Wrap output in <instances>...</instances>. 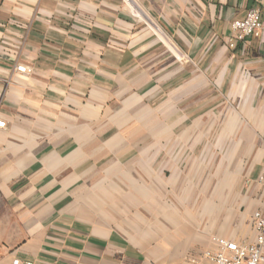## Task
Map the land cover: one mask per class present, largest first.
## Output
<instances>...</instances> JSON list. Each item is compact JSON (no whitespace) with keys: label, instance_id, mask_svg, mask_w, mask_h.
<instances>
[{"label":"crops","instance_id":"1","mask_svg":"<svg viewBox=\"0 0 264 264\" xmlns=\"http://www.w3.org/2000/svg\"><path fill=\"white\" fill-rule=\"evenodd\" d=\"M264 0H0V264H206L264 213ZM31 68L23 73L16 66Z\"/></svg>","mask_w":264,"mask_h":264},{"label":"built area","instance_id":"2","mask_svg":"<svg viewBox=\"0 0 264 264\" xmlns=\"http://www.w3.org/2000/svg\"><path fill=\"white\" fill-rule=\"evenodd\" d=\"M232 36L228 45L233 46L235 41H243L248 36H259L264 32V8H251L241 19H235L230 24ZM16 70L27 73L31 68L25 64L16 66ZM0 120V127L4 126ZM264 178V168L259 177ZM251 228L254 232L252 241H236L226 237L214 236L212 241L216 244L215 250H205L203 257L206 264H264V213L260 210L253 212ZM13 264H22L18 259ZM23 264H31L25 262Z\"/></svg>","mask_w":264,"mask_h":264}]
</instances>
